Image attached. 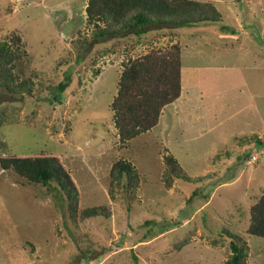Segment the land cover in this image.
Masks as SVG:
<instances>
[{"label": "rangeland", "instance_id": "rangeland-1", "mask_svg": "<svg viewBox=\"0 0 264 264\" xmlns=\"http://www.w3.org/2000/svg\"><path fill=\"white\" fill-rule=\"evenodd\" d=\"M212 1L223 22L175 34H169L170 28L151 31L141 43L131 35L114 40V51L107 52L103 45L108 42L93 40L88 0H0V38L21 36L28 54L23 76L37 73L31 95L14 97L0 89V114L5 116L0 140L9 153L60 155L79 187L82 205L106 204L111 210L109 218L75 224L63 192L0 168V264H224L231 254L224 229L247 239L249 264H264V238L247 233L251 207L264 194L263 151L249 149L243 157L235 150V166L222 181H239L216 188L221 181L213 172L224 144L216 146L212 133L174 140L172 148L154 131L121 144L111 109L123 61L179 42L183 65H202L226 90L210 100L240 96L239 104L248 106L238 116L240 124H246V112L264 115V0ZM189 77L185 89L192 86ZM62 82L69 86L60 96ZM196 125L201 134L205 123ZM240 127L233 130H248ZM236 143L241 145L231 139L227 144ZM252 152L262 157L248 163ZM169 153L200 181L177 179L166 188L164 158ZM120 159L132 161L140 172L134 199L122 190L111 194L110 172ZM244 167L250 173L240 175Z\"/></svg>", "mask_w": 264, "mask_h": 264}, {"label": "trees", "instance_id": "trees-1", "mask_svg": "<svg viewBox=\"0 0 264 264\" xmlns=\"http://www.w3.org/2000/svg\"><path fill=\"white\" fill-rule=\"evenodd\" d=\"M87 20L94 27V41L104 39L107 52L114 51V40L143 35L170 28L169 34L205 22H223L224 15L212 0H88ZM223 26V25H222ZM223 26L222 28H225ZM176 36V35H175ZM0 38V89L14 97H25L35 91L37 73L23 76V58L28 54L22 37ZM111 46V47H109ZM117 94L111 103L115 127L121 144H127L143 133L152 131L159 123L163 109L176 101L182 93V47L179 42L165 48H153L134 59L123 61ZM69 86L59 85V95ZM60 97H57V99ZM5 116L0 114V125ZM166 168L163 184L171 188L177 179L198 182L183 168L172 154L165 155ZM0 168L10 170L29 183L49 186L63 192L67 201L68 217L75 224L103 216L111 210L106 204L84 207L79 187L71 170L60 155L9 153L7 143L0 140ZM111 194L122 190L134 199L141 184L138 168L132 161L120 159L111 169ZM247 233L264 238V194L251 207ZM229 241L230 257L224 264H249L251 248L245 237L230 229L222 231ZM136 262L138 259L136 258Z\"/></svg>", "mask_w": 264, "mask_h": 264}, {"label": "crops", "instance_id": "crops-1", "mask_svg": "<svg viewBox=\"0 0 264 264\" xmlns=\"http://www.w3.org/2000/svg\"><path fill=\"white\" fill-rule=\"evenodd\" d=\"M204 68L205 67L202 65L195 63L191 65L188 64V66L183 65L182 93L176 101L163 109L160 121L152 129V132L154 131L156 134H159L161 136L160 138L164 136L166 141L164 139L163 141L170 144L169 148H172L171 143L174 140L186 142L197 139L200 135H207L209 132L212 133L213 139H217L215 142L217 143L216 146L219 147L220 144H224L222 154L220 153L222 156L218 159L217 172H213L218 176V181H221V183L216 186V188H219L228 184H236L239 181L238 177L233 178L231 182L222 181L224 174L227 172L230 173L232 171L231 168L235 166V150L240 149L243 157L246 156L244 153L249 149L252 151L261 150L263 151L262 156H264V115L259 114L257 111L256 113L252 111L246 112L247 117H243L246 124H240L242 121L238 119V116H240L248 106H246V103H244V106H241L237 101V98L240 96L236 94L233 98L234 100L232 99L224 102L220 97L216 98L220 103H217L215 100H210L211 95L218 94V92H222L224 89L222 90L221 86H219V77L216 75L211 76L209 70L205 72ZM188 74L190 75L189 79L192 86L185 89L184 79ZM204 74L208 76V81L203 83ZM208 84L210 85L207 86ZM185 91L187 92L186 94H188V98L186 99L184 97ZM204 101H207L208 105L204 103ZM210 113L213 115L212 117H210ZM255 114H257V118ZM250 115H252V117H250ZM199 123L200 125L205 123L202 129L198 128L201 134L195 131L197 126H199L196 124ZM242 125H246L248 130H233V127H238L239 129ZM257 133L260 134L257 135ZM230 139L233 143L240 142L241 145H237L236 143L234 144L235 146L229 147L227 143H229ZM240 156H238V158H240ZM251 157L248 163L254 162L255 160L259 161L258 158H261L255 152H252ZM253 157H257V159H253ZM212 171L214 170H211V172ZM246 172L250 173V171L244 167L240 175ZM208 182L209 181H207V183Z\"/></svg>", "mask_w": 264, "mask_h": 264}, {"label": "built area", "instance_id": "built-area-1", "mask_svg": "<svg viewBox=\"0 0 264 264\" xmlns=\"http://www.w3.org/2000/svg\"><path fill=\"white\" fill-rule=\"evenodd\" d=\"M253 159H257V157H253Z\"/></svg>", "mask_w": 264, "mask_h": 264}]
</instances>
